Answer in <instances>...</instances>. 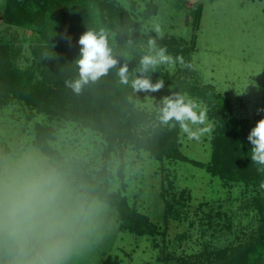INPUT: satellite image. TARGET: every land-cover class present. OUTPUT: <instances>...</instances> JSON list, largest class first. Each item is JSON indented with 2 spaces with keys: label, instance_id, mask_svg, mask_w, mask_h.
I'll return each instance as SVG.
<instances>
[{
  "label": "rangeland",
  "instance_id": "obj_1",
  "mask_svg": "<svg viewBox=\"0 0 264 264\" xmlns=\"http://www.w3.org/2000/svg\"><path fill=\"white\" fill-rule=\"evenodd\" d=\"M116 1L141 22L140 48L145 52L149 36L155 38V24L160 25L163 37L181 38L193 47L191 67L177 62L160 69L190 85L212 84L228 98L238 119L247 118L255 126L264 118V111H258L264 109V0ZM5 3L0 0V41L13 47L18 67L31 69L37 81L49 60L43 58L48 46L34 31L4 21ZM151 4L156 11L146 16ZM135 77L133 74L132 79ZM162 97L134 92L130 99L135 108L155 118ZM207 117L213 130L199 141L188 139L180 130L179 149L189 161L157 159L149 151L129 145L122 152H106L105 140L91 128L50 118L24 100L10 97L0 106V156L34 152L50 162L34 143L35 123L50 126L54 137L47 142L60 157L82 163L93 179L106 168L99 183L119 192L130 208L146 215L156 227L153 235L123 229L115 206L92 195L79 177L66 178L89 212L61 264H206L207 253L251 239L259 225L252 203L256 190L242 182L225 181L207 170L217 126L208 108ZM156 125L151 119L139 130Z\"/></svg>",
  "mask_w": 264,
  "mask_h": 264
},
{
  "label": "trees",
  "instance_id": "obj_2",
  "mask_svg": "<svg viewBox=\"0 0 264 264\" xmlns=\"http://www.w3.org/2000/svg\"><path fill=\"white\" fill-rule=\"evenodd\" d=\"M155 11L156 6L151 4L146 16ZM195 13L196 17L199 16L200 9ZM3 19L7 23L34 31L46 42L50 58L43 66L39 79L35 81L31 69L25 70L16 64L13 47L0 41V106L8 102L10 97H18L35 108L37 113H46L50 118L72 120L83 127H89L105 140L106 152H122L129 145L135 150L149 151L153 158L189 161L179 149V125L169 129L161 125L159 113L154 118L135 108L130 99L134 93L131 83L127 86L119 83L118 68L122 64H128L131 82L133 74H138L136 69L139 59L145 54L140 48L142 24L119 2L6 0ZM101 28L108 32L109 46L119 63L106 76L86 85L80 94H75L65 87V81L78 78L75 63L81 47L78 39L88 29ZM157 44L159 47H166L169 55L174 58L182 56L186 64H190L189 55L193 47L185 40L164 36ZM158 78L164 79L165 86L152 94L167 96L171 92H186L191 98L207 106L210 117L217 124L212 138V161L207 170L225 181L242 182L256 190L252 202L259 214L256 234L245 242L207 253L206 264H264V171L258 170L261 166L252 163V145L247 139L254 124L247 118L235 117L228 98L217 92L212 84L190 85L180 76L171 75L160 68L151 74L153 83ZM151 119L156 121V127L139 130L143 123H148ZM34 128V143L45 152L50 162L66 178L79 177L92 195L115 206L122 219L123 229L138 234L153 235L156 232V227L149 218L130 208L124 196L119 192L109 191L99 183L101 174L107 173L106 168L97 172L93 179L82 163L60 157L48 144L47 139L54 137L52 127L37 122ZM194 163L204 166L201 162Z\"/></svg>",
  "mask_w": 264,
  "mask_h": 264
},
{
  "label": "clouds",
  "instance_id": "obj_3",
  "mask_svg": "<svg viewBox=\"0 0 264 264\" xmlns=\"http://www.w3.org/2000/svg\"><path fill=\"white\" fill-rule=\"evenodd\" d=\"M152 31L155 38L147 39V51L139 59L137 76L130 82L127 63L117 71L119 83L125 86L131 83L135 93H155L164 88V79L158 78L155 83L151 80V74L160 66H174L178 62L191 67L182 56L173 58L166 47L157 45V38H163L159 24ZM78 44L81 46L75 61L78 78L65 81V87L75 94L106 76L119 63L109 46V34L103 28L86 30ZM43 58L50 57L44 53ZM250 83L259 87L254 81ZM158 112L161 125L169 129L179 125L190 140L199 141L213 130L208 123L207 108L186 92H171L162 97ZM247 139L252 145V163L264 171V118L257 121ZM88 212L65 174L45 157L34 152L0 156V264H61Z\"/></svg>",
  "mask_w": 264,
  "mask_h": 264
}]
</instances>
